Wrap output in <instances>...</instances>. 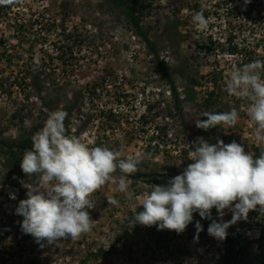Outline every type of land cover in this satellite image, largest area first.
<instances>
[{"label":"rangeland","instance_id":"rangeland-1","mask_svg":"<svg viewBox=\"0 0 264 264\" xmlns=\"http://www.w3.org/2000/svg\"><path fill=\"white\" fill-rule=\"evenodd\" d=\"M201 10L211 18L206 31L192 23ZM137 12L155 53L122 9L105 0H21L0 6V264L221 260V241L207 232L211 220L198 213L182 234L132 221L152 185L192 163L186 146L198 137L210 144L235 140L256 156L264 147L255 139L247 103L225 90L233 64L264 59V0H145ZM172 89L181 111L174 108ZM65 107L69 135L118 151L121 158L141 152L145 158L128 177L133 199L107 183L92 196V232L42 248L21 230L23 217L15 213L27 198L23 184L32 185L37 177L22 172L23 154L9 158L6 145L32 146L48 113ZM232 108L240 113L235 126H195L196 119H206L205 111ZM110 196L118 206L108 204ZM225 212L231 220L232 213ZM196 221L203 226L198 240ZM232 226L245 237L251 255L264 261V216L251 211Z\"/></svg>","mask_w":264,"mask_h":264},{"label":"clouds","instance_id":"clouds-1","mask_svg":"<svg viewBox=\"0 0 264 264\" xmlns=\"http://www.w3.org/2000/svg\"><path fill=\"white\" fill-rule=\"evenodd\" d=\"M20 2L0 0V6ZM210 22L203 10L192 15V23L200 31L208 30ZM226 76V92L247 103L255 139L264 145V59L233 64ZM67 116L62 109L49 112L43 127L31 138V149L24 151L20 161L22 172L37 180L32 185L23 184L27 198L19 201L15 213L23 217L21 230L42 248L61 239L76 242L90 234L96 223L89 211L96 207L92 196L107 183H115L117 192L133 199L128 177L138 171L145 158L142 152L121 158L118 151L92 147L69 135L65 126ZM202 116L206 119H196L195 126L209 130L235 126L240 113L232 108L205 111ZM186 148L192 163L166 185L151 186L143 195L142 210L135 213L133 226H156L158 230L182 234L198 213L201 219L211 220L208 235L223 241L228 228L240 220L246 221L251 211L264 216V147L256 156L235 140L225 144L218 139L210 144L198 137ZM107 199L108 204L119 205L115 197ZM213 208L218 219L212 217ZM225 210L232 213L231 220H223ZM195 227L194 239L198 240L203 226L196 221Z\"/></svg>","mask_w":264,"mask_h":264},{"label":"trees","instance_id":"trees-1","mask_svg":"<svg viewBox=\"0 0 264 264\" xmlns=\"http://www.w3.org/2000/svg\"><path fill=\"white\" fill-rule=\"evenodd\" d=\"M112 5H114L117 8L122 9L123 15L127 19V21L131 24V26L134 29V32L139 37L143 38L149 47L150 51L155 53V49L153 45L148 41L145 32L142 30V27L139 23V18L137 15V10H139L144 5L145 0H135L132 2H128L127 0H105ZM2 7V6H1ZM161 67L164 69V65H161ZM174 93L175 101H174V108L177 109V111H181L179 106V100L175 93V89L171 90ZM68 108V107H67ZM65 107L66 110L67 109ZM32 146H30L28 143H25L23 141L19 143H12L11 145H6L7 148V156L11 159H15L16 156L23 154L25 150H30ZM175 176H168L163 177L161 181H158V184L163 185L167 184V182ZM257 214H259L257 211H255ZM218 216V213L215 208L212 209V217ZM224 221H228L226 217H223ZM254 227H251L253 229ZM227 238L223 241H221V251L222 256L221 260L218 264H264V261L261 260L260 257H253L251 253L248 251L249 246L248 243L243 236V234H239L235 227L230 226L227 230ZM261 247V245H258V247ZM28 264H34V263H28Z\"/></svg>","mask_w":264,"mask_h":264}]
</instances>
